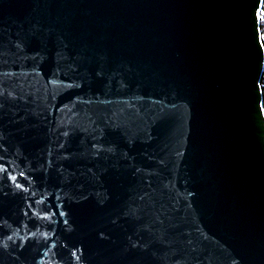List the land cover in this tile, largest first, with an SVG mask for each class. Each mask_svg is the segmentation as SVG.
I'll return each instance as SVG.
<instances>
[{"label":"water","instance_id":"95a60500","mask_svg":"<svg viewBox=\"0 0 264 264\" xmlns=\"http://www.w3.org/2000/svg\"><path fill=\"white\" fill-rule=\"evenodd\" d=\"M264 0H0V264H264Z\"/></svg>","mask_w":264,"mask_h":264},{"label":"trees","instance_id":"16d2710c","mask_svg":"<svg viewBox=\"0 0 264 264\" xmlns=\"http://www.w3.org/2000/svg\"><path fill=\"white\" fill-rule=\"evenodd\" d=\"M261 16L264 17V7L262 9ZM261 38H262V42L264 45V23L263 21L261 22ZM261 86H262V91H263V102H264V75L261 80Z\"/></svg>","mask_w":264,"mask_h":264},{"label":"built area","instance_id":"2783aa9c","mask_svg":"<svg viewBox=\"0 0 264 264\" xmlns=\"http://www.w3.org/2000/svg\"><path fill=\"white\" fill-rule=\"evenodd\" d=\"M264 7V6H263ZM263 21V23H264V17H262V16H260V23ZM263 75H264V69H263ZM263 75H262V77H263ZM262 80V79H261Z\"/></svg>","mask_w":264,"mask_h":264},{"label":"rangeland","instance_id":"374dc122","mask_svg":"<svg viewBox=\"0 0 264 264\" xmlns=\"http://www.w3.org/2000/svg\"><path fill=\"white\" fill-rule=\"evenodd\" d=\"M263 6H264V4H263Z\"/></svg>","mask_w":264,"mask_h":264}]
</instances>
